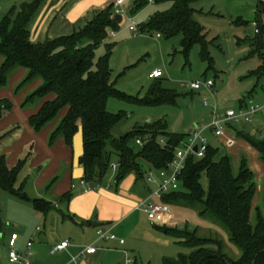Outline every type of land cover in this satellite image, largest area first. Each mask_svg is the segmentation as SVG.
I'll use <instances>...</instances> for the list:
<instances>
[{"label":"trees","instance_id":"16d2710c","mask_svg":"<svg viewBox=\"0 0 264 264\" xmlns=\"http://www.w3.org/2000/svg\"><path fill=\"white\" fill-rule=\"evenodd\" d=\"M44 1L25 2L18 12L13 9L3 16L0 22V89L6 87L9 77L19 69L26 70V76L15 93L36 80L41 81L22 101L21 109L41 103L28 123L36 134L56 123L49 136L50 147L62 139L71 148L73 137L81 133L83 153L78 162L87 188L96 189L103 185L113 158L117 159L114 172L116 183L129 174H133L137 182L148 183V172L166 169L189 134L170 133L165 123L159 121L114 139L111 130L121 115L109 113L107 101L115 97L141 106H160L175 104L176 95L162 87L160 78L155 79L143 99H135L116 90L108 64L114 46L107 42L108 32L119 30L112 5L70 35L46 39L42 43L31 42L30 24ZM194 1L153 0L156 5L167 4L168 7L151 16L140 32L154 31L165 39L181 37L180 47L184 57L188 56L192 47L198 46L200 58L210 64L205 34L192 19L190 5ZM147 4L148 0H135L130 12L133 14ZM257 10L250 56H257L264 63L263 0H258ZM101 46L105 47L106 53L96 59L95 51ZM259 70L264 72V64ZM48 96H53V99L44 101ZM247 107L243 104L240 109ZM11 109V102L1 98L0 121ZM8 135L0 136V145ZM237 136L246 139L264 163V140H259L256 145L247 134L239 132ZM27 160V157L20 159L10 168L5 156L0 154V190L19 200L30 201L38 212L48 213L54 209L52 204L28 199L24 183L16 186ZM257 188L255 176L244 156L234 168L231 155L213 148L209 142L203 157L190 155L179 178L178 190L165 195L162 201L194 210L202 219L218 223L226 232L228 242L240 255L237 259L232 258L224 242L216 235L202 236L197 230L156 226L157 232L179 241L180 246L188 249L187 253H180L173 259L163 258L162 264H264V215L257 207L254 222L251 221ZM69 197L67 195L64 199L67 201Z\"/></svg>","mask_w":264,"mask_h":264},{"label":"rangeland","instance_id":"374dc122","mask_svg":"<svg viewBox=\"0 0 264 264\" xmlns=\"http://www.w3.org/2000/svg\"><path fill=\"white\" fill-rule=\"evenodd\" d=\"M29 1L31 0H0V22L11 10L18 12L21 5ZM134 1L127 0L121 14L123 21L119 30L115 37L109 39V43L114 44L108 59L113 85L116 90L127 96L143 99L151 85L156 82L149 75L153 69H159L163 73L160 78L162 87L176 95V100L175 104L141 106L131 101L109 98L107 111L121 115L111 130L114 139H119L135 130H143L146 126L159 121L165 123L168 132L185 135L194 129L202 130L215 116H223L229 110L238 111L243 104L264 105V72L260 73L259 70L264 63L257 56H250L253 50L252 40L255 37L253 23L258 12V0L192 2L190 5L192 19L205 34L210 64L202 61L198 46L192 47L188 56L184 57L180 47L181 37L165 39L162 36L156 37L154 31L140 32L141 27L151 16L165 10L168 5L149 3L132 14L130 9ZM261 20L264 21V12ZM130 25L134 27L132 32L128 30ZM105 53V47L101 46L95 51V58ZM15 73L16 71L7 80L6 87L0 89V94H4L0 95V99L6 98L12 104L11 111L0 122V136L9 133L8 138L0 145V154L5 156L6 163L10 167H13L18 160L27 157L26 166L19 174L16 186L19 187L24 183V192L29 197H34L37 193H46L45 190H39L37 180L41 178L42 169L49 159H45L42 163L37 162L47 158L46 150L50 147L49 136L56 123L51 124L54 127L42 142L38 140L39 138L32 137L36 133L27 121L25 123L22 121V114L27 109H21L22 100L19 102L21 94L27 87L15 93L16 87L26 76V70L18 79H14ZM207 81L213 84L211 88L205 86ZM194 82L200 83L199 90L190 88L191 83ZM16 104L18 107L15 112L13 108ZM223 127L225 136L222 138H216L209 130L203 131L202 136L213 148L231 155L234 168H237L241 155L245 157L258 186L251 212L253 223L255 207L264 215V163L259 160L256 149L246 139L237 136V133L242 132L263 141L264 117L259 115L250 124L230 121L223 124ZM41 133L44 131L37 134ZM75 140L73 138V143ZM245 145L249 149L246 150ZM116 160L113 158L112 163H116ZM60 166L63 171L67 168L63 163ZM63 171L59 170L57 175L59 176ZM58 176L52 177L46 186L54 185L60 178ZM19 205L26 204L0 190V220L3 225L0 237L3 238V242L6 232L15 229L17 219L23 218L21 211L18 212ZM169 211L172 227L179 230L186 228L197 230L202 236L216 235L224 242L226 251L230 252L232 258L239 257L238 250L228 242L226 232L218 223L202 219L196 211L183 207L171 205ZM160 237L164 239L165 244L151 251L147 249L143 253L145 264H161L163 258L173 259L180 253L188 252V249L178 244L179 241L165 235Z\"/></svg>","mask_w":264,"mask_h":264},{"label":"crops","instance_id":"0c3cea01","mask_svg":"<svg viewBox=\"0 0 264 264\" xmlns=\"http://www.w3.org/2000/svg\"><path fill=\"white\" fill-rule=\"evenodd\" d=\"M126 2L127 0L122 4H118L114 0H45L30 24V41L42 43L46 39L70 35L84 27L98 12L105 10L110 5L113 6L114 15L116 12L121 15ZM152 4L154 3L152 2ZM77 27L79 28L76 29ZM115 35L116 32H108L107 42ZM157 35L156 37H158ZM159 37L161 36L159 35ZM154 70L156 69L152 71ZM24 71L23 69L16 71L13 75L14 79L23 76ZM40 84L41 81L36 80L29 85L21 94L19 102L23 101L26 95L33 92ZM51 99L53 96H48L44 101ZM40 106L41 103L27 108L22 114V121L28 122L29 117L35 114ZM17 107L18 104L13 108L15 112ZM53 127L54 125L48 126L43 130L45 134H33L32 137L39 138L38 140L42 142ZM195 130L189 131L188 134ZM78 133L80 135H76V140L73 137L74 143L72 139L71 148L62 139H59L54 146L46 150L47 158L37 162L42 163L45 159H49L42 169L41 178L37 180L39 190H45L46 193H37L34 197L25 194L30 200L40 199L52 204L54 209L48 213L38 212L30 201L18 199L19 202L26 204L18 206V212L21 211L23 218L17 219L15 229L6 232L4 242L0 237V264H9L7 259L8 239L13 232L19 236L16 243L19 253L27 251L26 245L32 239L29 249L30 264H71L73 259H75V264H126L127 259L131 260L129 264H145L143 253L147 249L151 251L165 244L164 239L160 237L163 234L157 232L155 227L175 228L170 225L171 214L164 224L152 225L149 223L141 203L153 193L156 184L137 182L133 174L127 175L119 183H116L114 180L115 171L113 172L110 168L109 175L102 186L84 191L86 187L81 184L83 169L78 162L83 153L82 136L80 132ZM245 146L246 150L249 149L247 145ZM58 156L60 158H57ZM61 163L67 167L64 171L60 168ZM112 165L116 164L112 163ZM59 170L63 173L61 172L58 176ZM55 176L60 177L59 180L54 185L47 187L49 180ZM67 195L70 197L66 201L64 197ZM94 223L96 226L93 225ZM37 227L40 228L39 231H36ZM98 231L112 234L116 240L99 239ZM119 240H123L124 243L120 244ZM63 241H68L70 245L65 250L52 254V249ZM88 247L95 248V253L81 255Z\"/></svg>","mask_w":264,"mask_h":264},{"label":"built area","instance_id":"2783aa9c","mask_svg":"<svg viewBox=\"0 0 264 264\" xmlns=\"http://www.w3.org/2000/svg\"><path fill=\"white\" fill-rule=\"evenodd\" d=\"M126 0H114L118 4L124 3ZM149 3H152L153 0H148ZM118 14V12H116ZM255 27V24H253ZM129 31H134L133 25L129 26ZM159 37V35H157ZM151 77L158 79L162 77V71L156 69L152 71ZM205 86L211 88L213 84L211 81H207ZM190 88L192 90H199L200 83L194 82L191 83ZM261 115L264 117V105L255 106L249 105L245 109H239L238 111L229 110L223 116H215L212 118L210 124L202 130L196 129L193 133L189 134L182 147L177 149L174 153L172 161L168 164L166 169L160 170L158 172H148L147 182L150 184H156V189L151 193L142 203L141 206L145 209L147 220L152 225H161L164 224L167 217L170 214L169 205L161 202L162 198L165 195H168L171 192L178 190L179 188V178L184 170L185 163L187 158L190 155H194L196 158L203 157L205 151L207 150L208 141L202 136L204 130H209L216 138H222L225 136V129L223 124H227L230 121L241 122L245 124H250L258 116ZM136 144H140V141H136ZM194 147L197 148L194 152ZM111 170L114 172L116 165L110 166ZM86 189L84 191L90 190L87 188L84 181L81 183ZM159 200V201H155ZM40 228L37 227L36 231H39ZM99 239H108L116 240V237L112 234H107L102 231L97 233ZM18 234L13 232L10 234L8 239V263L9 264H30V253L29 249L32 245V239L27 243V251L24 253H19L16 249V243L18 240ZM120 244H123V240H119ZM68 241H63L57 244L51 251L52 254L61 252L69 246ZM96 251L93 247L86 248L81 255H92ZM131 260L127 259L126 264H129ZM71 264H75V259L72 260Z\"/></svg>","mask_w":264,"mask_h":264},{"label":"water","instance_id":"95a60500","mask_svg":"<svg viewBox=\"0 0 264 264\" xmlns=\"http://www.w3.org/2000/svg\"><path fill=\"white\" fill-rule=\"evenodd\" d=\"M114 21L115 22H117L118 24H120L121 22H122V17H121V15H119V14H115L114 15ZM78 64V63H77ZM249 140L250 141H252L254 144H256V145H258L259 144V140L258 139H256L254 136H249ZM196 150H197V148L196 147H194V152H196ZM93 225H95L96 226V223H94ZM2 228V222H1V220H0V229Z\"/></svg>","mask_w":264,"mask_h":264}]
</instances>
